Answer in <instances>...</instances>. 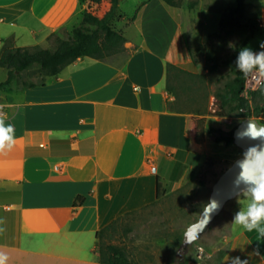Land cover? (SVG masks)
I'll use <instances>...</instances> for the list:
<instances>
[{
	"label": "crops",
	"instance_id": "1",
	"mask_svg": "<svg viewBox=\"0 0 264 264\" xmlns=\"http://www.w3.org/2000/svg\"><path fill=\"white\" fill-rule=\"evenodd\" d=\"M85 11L83 0H0V55L9 40L15 48L47 49L50 37L81 26ZM190 14L163 0H139L130 15L119 6L113 26L126 39L121 52L106 61L79 58L44 86L0 88V119L13 126L16 141L0 151L6 264H100V231L156 204L159 183L167 195L216 158L213 138L198 144L190 136L192 118H206L207 127L226 123L227 131L234 119L181 108L168 88L169 65L207 71L192 56L204 48L195 31L192 44ZM8 76L0 68V84ZM243 194L227 203L233 216ZM226 243L220 264H264V238L255 230L232 222Z\"/></svg>",
	"mask_w": 264,
	"mask_h": 264
},
{
	"label": "rangeland",
	"instance_id": "2",
	"mask_svg": "<svg viewBox=\"0 0 264 264\" xmlns=\"http://www.w3.org/2000/svg\"><path fill=\"white\" fill-rule=\"evenodd\" d=\"M138 1L123 0L120 3V10L130 15ZM83 2L87 9V2L85 0ZM246 2L248 17H256L255 14L261 12L260 9L264 6V0ZM190 5H194L193 9ZM235 5L236 0H182L180 5L182 12L187 17L191 13L190 20L185 18V22L192 44H196L195 31L201 48L217 51L222 57L231 54L238 42L237 37L224 40L210 36L221 33V18ZM106 10V4L95 6L93 9L98 15H102ZM69 36L70 34L61 37L56 35L44 46L54 49L57 46V38L67 39ZM261 42H264V33H257L248 47L257 52L261 51ZM199 60L203 62L201 57ZM201 76L195 81L193 79L185 81L191 88L186 90L176 88V95L181 99V108L216 116L215 94L223 91L226 84L232 82L233 76L228 67H222L216 74L204 71ZM22 80L36 81L38 76L34 73H24ZM263 99L264 89H261L248 100L251 109L254 110ZM221 118L226 121L234 119L230 130L243 122L242 118ZM253 118L259 122L257 117ZM208 127L229 131L226 123H217L215 120H210ZM211 145L216 158H208L204 169L197 177L188 172L187 182L180 189L162 195L153 206L119 221L104 233L100 244L121 246L134 264H220L227 250L226 238L229 236L234 218L227 204L232 198L208 223L202 225V220L207 210L206 205L213 200L219 179L234 164L231 159L243 155L244 150L236 144ZM244 191L245 194L239 198L237 212L246 207L251 199L247 191L245 189Z\"/></svg>",
	"mask_w": 264,
	"mask_h": 264
},
{
	"label": "trees",
	"instance_id": "3",
	"mask_svg": "<svg viewBox=\"0 0 264 264\" xmlns=\"http://www.w3.org/2000/svg\"><path fill=\"white\" fill-rule=\"evenodd\" d=\"M87 9L83 15L81 26L75 28L67 39L57 38V46L54 49L43 48H15L9 40L0 55V68H6L9 76L7 81L0 84V88L7 92V88L17 82L24 88L44 86L49 78L57 77L62 70L79 58L90 57L100 61H106L111 56L124 49L125 37L117 31L113 23L118 16L119 6L122 0H85ZM172 7H180L182 0H163ZM101 4L107 5V10L98 15L93 9ZM194 5H190L193 9ZM248 4L246 0H236V5L228 9L220 21L221 33L211 35V38L229 40L238 38L234 51L222 57L214 50H192V56L196 62L201 57L204 61V69L211 74L218 73L222 67H228L232 82L226 84L225 89L215 94L217 109L215 115L224 118L249 119L257 117L259 123L264 125V99L253 110L249 101L243 96L245 82L248 76L243 75L235 66L236 58L243 47H248L250 41L257 33H263L264 28L260 25L257 17H248L246 14ZM54 36L49 38L51 40ZM24 73L37 74L36 81H23ZM201 75L188 73L178 67L168 66V88L176 92V88L190 89L185 81H195ZM174 82V84H173ZM264 89V87L262 88ZM257 93V92H256ZM255 93V94H256ZM254 94V95H255ZM253 95V96H254ZM236 125L231 131L207 127L206 118L195 116L190 126V136L202 144L207 138H213L218 144L231 146L236 144ZM161 195V183L158 187V197ZM79 198L78 202H82ZM130 216V215H128ZM119 221L106 227L98 233L99 247L96 252L100 264H134L127 252L115 244H100L102 236Z\"/></svg>",
	"mask_w": 264,
	"mask_h": 264
},
{
	"label": "clouds",
	"instance_id": "4",
	"mask_svg": "<svg viewBox=\"0 0 264 264\" xmlns=\"http://www.w3.org/2000/svg\"><path fill=\"white\" fill-rule=\"evenodd\" d=\"M261 51H254L249 47H243L235 61L236 68L245 76L259 72L264 75V42H261ZM238 141H248L249 146L243 153V158L236 162L239 169L234 181L236 188L244 186L251 199L246 207L239 210L233 218V223L244 230H253L264 238V127L248 121L236 134ZM255 143H251V142ZM14 128L11 124H5L0 119V151L11 150L15 144ZM221 203L213 199L206 208L208 215L219 210ZM8 256L0 252V264H6ZM233 264H242L239 259Z\"/></svg>",
	"mask_w": 264,
	"mask_h": 264
},
{
	"label": "water",
	"instance_id": "5",
	"mask_svg": "<svg viewBox=\"0 0 264 264\" xmlns=\"http://www.w3.org/2000/svg\"><path fill=\"white\" fill-rule=\"evenodd\" d=\"M248 121H252L255 124L264 127V125L260 124L257 120H255L254 118H249V119H245L243 120V122L237 127L236 129V133L235 136L237 134V132L241 129V127L246 124ZM236 140H237V136H236ZM241 148H243L244 150H246V148L249 146V142L248 141H238L236 142ZM251 143H255L254 141ZM242 158L238 159L237 161L241 160ZM234 162V164L223 174V176L219 179L215 191H214V195H213V199L219 201L221 203V207L219 208L218 211H216L215 213L208 215V209L205 212V216L202 220V225H205L206 223H208L224 206V204L230 199L233 198L235 195H237L238 193L242 192L245 188L243 185L240 186V188H236L234 185V181L238 175L239 169L236 167V162Z\"/></svg>",
	"mask_w": 264,
	"mask_h": 264
},
{
	"label": "built area",
	"instance_id": "6",
	"mask_svg": "<svg viewBox=\"0 0 264 264\" xmlns=\"http://www.w3.org/2000/svg\"><path fill=\"white\" fill-rule=\"evenodd\" d=\"M264 87V75L259 72L250 73L245 82V90L243 96L249 100L253 97V95L260 91ZM3 112L0 111V115Z\"/></svg>",
	"mask_w": 264,
	"mask_h": 264
}]
</instances>
